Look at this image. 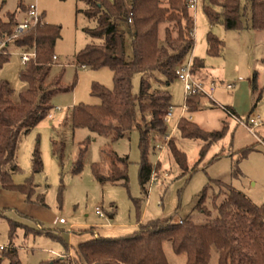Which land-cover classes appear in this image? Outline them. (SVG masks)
<instances>
[{"label":"rangeland","instance_id":"rangeland-1","mask_svg":"<svg viewBox=\"0 0 264 264\" xmlns=\"http://www.w3.org/2000/svg\"><path fill=\"white\" fill-rule=\"evenodd\" d=\"M132 1L124 2L127 6ZM21 4L25 8L36 4L40 12L45 13L49 24L61 26V39L55 48L59 62L53 61L51 79L65 68L64 87H75L72 91L57 93L52 100L54 109L50 114H53V118L45 117L36 128L19 139L16 161L21 171L14 175L13 180L15 184L22 185L32 178L36 195L34 202L28 203L20 193L0 190V246L7 249L15 246L23 264H40L64 253L67 260H75L72 247L76 248L82 241L91 239L92 235L125 237L137 232L140 224L158 219H171L174 223L192 220L196 224H206L211 219L199 213L196 205L203 190L215 181L241 191L256 205L264 204V31L247 27L250 19L247 0H241V11L246 13L242 20L245 26L243 30H227L222 24L212 25L204 10L208 0H198L196 9H189L195 23V46L179 67L188 64L192 56L203 60L205 67L196 70L194 76L207 86L215 83L217 88L212 100L195 96L198 109L187 111L182 118L186 105L184 84L178 79L169 86L162 84L161 89H167L172 96L173 117L167 124L165 117L170 110L168 108L161 114L168 127L167 134L152 133L150 136L149 161L157 181L152 186L151 183L147 185L146 193H143L139 182L142 152L137 125L117 142H112L110 136L68 125L74 107L100 104V100L91 94L94 84L107 89L114 86L113 73L108 68L84 70L74 65V57L80 51L88 45L103 42L85 32V29L97 27V21L85 15L89 4L81 0H0L1 17L6 21L9 13L17 12L19 19L22 15ZM131 25L121 23L120 30L128 32ZM167 28L177 35L174 24H163L160 28L163 41ZM210 33L224 43L219 56L208 54L207 39ZM128 45L131 56L130 43ZM25 50L30 49H21L11 43L6 50L8 54L11 53L10 61L0 69V82L9 83L15 102L27 88L20 79L25 67L21 60ZM254 76L257 77L256 89ZM143 77V74H136L133 78L135 94L140 91ZM157 78L164 81L160 74H157ZM232 84H236L235 89L226 90L225 87ZM153 86L158 88V81L154 80ZM226 108L234 110L238 118L229 115ZM250 115H258L262 120L261 126L255 128L254 132L250 131L246 122ZM182 119L196 124L205 132L225 130L224 137L208 148L201 162L205 142L183 138L178 131ZM137 124L144 126L139 110ZM88 138L91 143L83 161V170L75 174L74 167L82 143ZM54 142L64 146L61 156L54 154ZM173 142L187 156V175H182L171 156L169 145ZM38 144L43 171L34 175L32 156ZM114 154L128 159L127 186L112 184L108 180L100 182L94 175L93 166L99 164L102 175L110 176L109 161ZM214 190L220 191L216 186ZM38 196H43L45 205L37 201ZM135 201H140V209ZM98 212H102L104 218H100ZM61 218L67 223L55 224ZM9 220L20 224L13 238H10ZM26 228L62 236L69 244L68 252L62 243L44 234L38 236L34 231L26 232ZM164 251L169 264H187L186 254H175L171 242H165ZM1 259V264H8L2 251ZM218 259L219 252L213 247L210 264H218Z\"/></svg>","mask_w":264,"mask_h":264},{"label":"trees","instance_id":"trees-1","mask_svg":"<svg viewBox=\"0 0 264 264\" xmlns=\"http://www.w3.org/2000/svg\"><path fill=\"white\" fill-rule=\"evenodd\" d=\"M81 1L90 6L85 15L97 21L96 28L85 29V32L103 43L88 45L80 51L75 56V65L91 70L108 68L113 73L114 86L113 89H107L94 84L91 94L100 100V104L74 107L69 123L74 129L85 128L98 135L110 136L112 142L125 138L137 125L142 152L139 182L143 193H146L153 173V165L149 161L150 136L152 133L167 134L168 127L161 114L172 107L170 92L161 89V86L175 82L179 65L195 46V23L189 13V0H166V6L164 0H133V23L128 32L120 30L121 23H129L124 0ZM247 1L250 4L247 27L264 31V0ZM20 9L27 12L22 4ZM204 10L212 25L222 24L227 30H243L245 27L242 20L246 13L241 11V0H208ZM17 14L9 13L6 21L0 15V44L20 23ZM166 23L174 24L177 35L167 28L163 41L160 28ZM61 32V26L43 22L15 42L18 48L36 50V59L28 62L20 74L27 88L19 95L18 101L12 99L9 83L0 82V190L20 193L28 203L34 202L36 195V185L32 178L22 185L15 184L13 180L14 175L21 171L16 161L19 139L49 116L54 109L52 100L57 93L72 91L75 87H64L65 68L51 79L55 48L61 39ZM207 40L208 54L219 56L224 43L212 33ZM128 43L131 56L128 54ZM8 47L3 51L6 54H0V69L10 61L11 53L6 51ZM192 63L193 73L205 67L203 60L198 58H193ZM136 74L144 75L138 94L134 93L133 87ZM157 74L164 77V81L157 78ZM154 80L158 81V88H154ZM256 82L257 77L254 76V89ZM194 99L190 98L187 102L189 112L198 109ZM138 110L144 126L137 124ZM226 110L229 115L238 118L234 110ZM178 131L185 139L205 142L201 150V162L208 148L224 137L225 130L205 132L196 124L182 119ZM90 143V138L82 143L74 167L75 174L83 170V161ZM53 146L54 154L61 156L64 146L55 142ZM169 150L182 175H187L189 166L186 154L174 142L170 143ZM32 164L34 175L42 173L39 144L33 152ZM109 164V177L102 175L99 164L93 166L97 180L127 186L128 159L114 154ZM214 186L220 191L216 192ZM37 201L45 205L43 196H38ZM139 203L135 201L137 207ZM196 210L211 220L206 224H196L192 220L174 223L171 219H158L140 224L137 232L119 238L91 234V239L72 248L75 260L60 257L40 264H169L164 251L165 242L172 243L175 254H186L187 264H210L213 247L219 252L218 264H264V204L256 205L241 191L215 181L203 190ZM9 224L10 238H13L20 224L12 220H9ZM25 230L34 231L38 236L44 234L62 243L66 252L69 250L65 239L56 233H42L30 228ZM4 258L8 264H23L13 245L4 251Z\"/></svg>","mask_w":264,"mask_h":264},{"label":"built area","instance_id":"built-area-1","mask_svg":"<svg viewBox=\"0 0 264 264\" xmlns=\"http://www.w3.org/2000/svg\"><path fill=\"white\" fill-rule=\"evenodd\" d=\"M124 1L127 3V0ZM197 2L198 0H189L188 8L190 10L196 9ZM126 7L129 14L128 22L132 24L133 23L132 3L131 5H127ZM42 17L43 15L36 4L29 6L27 9V14L25 19L15 27L13 33L10 36H8L5 40L1 42L0 54L5 53L3 51L6 47H8V45H10L11 43L15 44V42L18 39H20L24 34H26L28 31L33 29L35 26H37L40 23L43 24L44 21ZM34 59H36L35 49L25 50L22 52L21 60L23 65H26L28 62ZM53 60L56 62L58 58L54 56ZM192 66H193L192 61H190L188 64L185 65L183 64L181 67H179L176 73L177 79L184 84V92L186 98V105L184 107V116L182 118L185 117L186 112L188 111L187 102L190 98L195 96H205L212 100L213 94L217 88L215 83H211L209 86H207L208 84H206L205 82L196 79L194 73L192 72ZM235 87L236 84H232V85H227L225 88L226 90L233 91ZM58 111L60 110L58 109ZM172 112H173V106L170 107V110L167 116L165 117V121L167 124L172 120L173 117ZM48 117L53 118V114H49ZM246 122L249 125L251 132H254L255 128L260 127L262 124V120L258 115H250ZM156 181L157 179L155 177V173H152L149 184L151 183L152 186ZM98 215L100 218H104V214L102 212H98ZM65 223L66 220L63 218L55 221V224H65ZM6 249L7 247L0 246L1 251H5Z\"/></svg>","mask_w":264,"mask_h":264},{"label":"crops","instance_id":"crops-1","mask_svg":"<svg viewBox=\"0 0 264 264\" xmlns=\"http://www.w3.org/2000/svg\"><path fill=\"white\" fill-rule=\"evenodd\" d=\"M27 9H28V7H26ZM26 14H27V12L25 11V12H22V15H21V17L19 18V22H22L24 19H25V17H26ZM42 15L44 16L43 17V21L44 22H46L47 24H49L48 22H47V20H46V15H45V13H43L42 12ZM103 43V42H102ZM128 54H129V52H128ZM74 60H75V57H74ZM193 60V56H192V59H191V61ZM56 62H59V58H58V60L56 61ZM75 62V61H74ZM74 65H75V63H74ZM60 66H61V64H60ZM82 69H84V70H86L87 68H82ZM196 78H198L197 76H195ZM228 113V112H227ZM72 115V114H71ZM68 117V116H67ZM68 119H69V117H68ZM192 119V118H191ZM70 120L71 119H69V121L68 122H70ZM68 125H70V123L68 124ZM113 217H111V219H112ZM66 223H67V221H66ZM65 223V224H66ZM65 241L67 242V239H65ZM83 242V241H82ZM69 245V244H68ZM15 247V246H14ZM72 248H74V247H72ZM17 249V248H16ZM1 251V250H0ZM2 252H4V251H2ZM64 255H65V253L64 254H60V255H58L57 256V258H60V257H64Z\"/></svg>","mask_w":264,"mask_h":264}]
</instances>
